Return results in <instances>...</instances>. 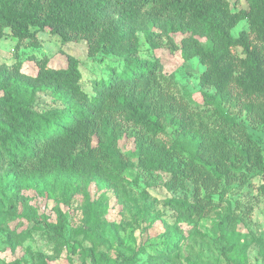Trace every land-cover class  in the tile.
I'll list each match as a JSON object with an SVG mask.
<instances>
[{
	"label": "trees",
	"instance_id": "trees-1",
	"mask_svg": "<svg viewBox=\"0 0 264 264\" xmlns=\"http://www.w3.org/2000/svg\"><path fill=\"white\" fill-rule=\"evenodd\" d=\"M244 1L245 7L237 0H0V40L8 28L18 42L37 47L38 33L47 30L62 44L83 40L89 56L122 60L120 71L111 68L93 82L91 94L80 86L73 55L58 68L47 56L37 59L34 75L21 71L20 59L1 63L0 171L113 177L129 164L117 146L129 133L147 174L168 171L164 186L170 190L191 185L190 197L167 199L179 217L208 216L223 184H244L253 172L263 177L256 189L264 197L263 150L240 118L264 124V0ZM240 21L247 27L233 36ZM139 33L150 48L161 47L164 38L184 60L196 57L204 66L201 109L192 108L158 61L138 57ZM38 92L56 105L36 108ZM65 223L58 212L56 234ZM83 252L90 264L106 259L93 245ZM138 253L116 257L114 264H132Z\"/></svg>",
	"mask_w": 264,
	"mask_h": 264
},
{
	"label": "rangeland",
	"instance_id": "rangeland-1",
	"mask_svg": "<svg viewBox=\"0 0 264 264\" xmlns=\"http://www.w3.org/2000/svg\"><path fill=\"white\" fill-rule=\"evenodd\" d=\"M245 6L244 0H237V7ZM246 27V21H240L231 33L237 36ZM38 36L39 46L32 47L18 42L6 28L0 40V64L20 59L21 71L34 75L37 59L47 56L48 65L58 68L73 55L79 63L80 86L89 94L95 80L107 78L111 68H122L119 56H89L83 40L62 44L47 30ZM139 39L138 57L158 61L192 108L201 109L199 75L204 66L198 59L184 60L180 50L164 45V38L157 49L150 48L141 33ZM179 39L175 38L176 44ZM201 42L208 45L205 38ZM54 105L47 93H37L36 108ZM240 118L264 155V124ZM117 146L129 164L113 177L63 171L36 178L13 175L7 168L0 171V264H90L83 252L89 245L106 254L101 264H114L116 257L136 250L132 264H264V197L256 189L263 182L261 174L251 173L244 184H223L213 194L215 209L196 221L177 216L167 204L169 198L190 197L191 185L170 190L164 186L168 171L147 174L138 165L139 149L131 134L119 136ZM58 212L66 218L62 234L53 227ZM166 243L171 245L167 248Z\"/></svg>",
	"mask_w": 264,
	"mask_h": 264
}]
</instances>
